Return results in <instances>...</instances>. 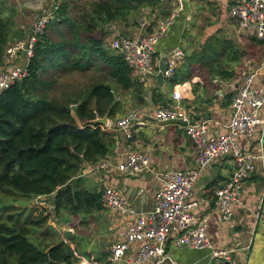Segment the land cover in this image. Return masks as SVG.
Instances as JSON below:
<instances>
[{"label":"trees","instance_id":"16d2710c","mask_svg":"<svg viewBox=\"0 0 264 264\" xmlns=\"http://www.w3.org/2000/svg\"><path fill=\"white\" fill-rule=\"evenodd\" d=\"M84 1L61 0L36 45L29 76L0 95V191L13 195V203L48 196V205L55 207L58 216L62 211L72 217L89 216L104 209L103 191L88 188L81 170L84 163L94 164L103 158L115 138L92 120L106 113L113 118L122 109L116 98L119 87L137 96L144 94V86L134 79L123 56L105 48L111 31L106 26L127 21L142 8L159 3ZM8 2L0 0V65L7 45L21 35L14 28L16 5H10L11 16L4 15ZM249 43L252 49L264 48V39L256 36ZM246 53L233 41L221 42L214 37L192 55L191 61L228 79L234 75L230 64ZM90 69L100 74L89 85L74 90L59 88V80L67 73ZM184 80L176 72L169 83L174 86ZM20 208L13 204V214L0 220V264H75L85 255L78 249V235L48 225L50 214H44L47 209L38 215L32 210L22 219ZM63 233L65 238L60 237ZM108 255L98 259L111 264Z\"/></svg>","mask_w":264,"mask_h":264},{"label":"built area","instance_id":"2783aa9c","mask_svg":"<svg viewBox=\"0 0 264 264\" xmlns=\"http://www.w3.org/2000/svg\"><path fill=\"white\" fill-rule=\"evenodd\" d=\"M186 1L177 0L172 12L166 18L159 19L150 33L133 37L116 35L106 40L105 48L121 54L133 70L134 79L143 86H148L158 74L161 58L157 56V45L183 12ZM60 5L61 0H48L36 16L26 38L11 41L7 45L0 65V95L29 76V65L35 56L36 45ZM229 14L237 22L240 33L264 39V0H236ZM167 56L164 78L169 81L175 76L185 51L178 46ZM257 73L256 70L249 72L233 94L230 103L232 118L225 131L216 132L207 121H197L190 115L183 105L189 90L188 83L175 84L171 93L174 105L160 106L155 110L154 116L160 122H175L183 126L185 134L195 146L196 167L193 170L154 171L150 157L143 151L134 150L127 152L124 160L118 163L106 154L91 165L89 172L94 173L115 168L125 175L136 176L150 171L159 182L154 194V205L149 210H139L122 191L112 186L104 188V206L124 216L127 224L120 238L112 242L109 248L108 260L111 264H165L171 260L167 251L170 241L180 247L209 249L212 257L224 264H248V260L238 255V248L214 246L207 232L208 216L196 214L199 202L194 198V186L201 174L218 158L232 156L234 169L231 176L214 189V194L224 220H228L236 208L244 205L245 180L255 171L258 156L241 147L239 138L245 136L252 140L256 137L257 128L262 127L258 140L264 152V88L254 84ZM212 82L221 89L227 86V81L220 77L213 78ZM147 116L144 108H131L109 125L128 140L133 137L134 127L143 124ZM260 157L264 158V153ZM43 197L46 196H37L35 204L47 206V199ZM260 220H264L263 211H257L256 222ZM256 222L248 230L251 236L255 235ZM251 246L249 244L243 251L247 254Z\"/></svg>","mask_w":264,"mask_h":264},{"label":"crops","instance_id":"0c3cea01","mask_svg":"<svg viewBox=\"0 0 264 264\" xmlns=\"http://www.w3.org/2000/svg\"><path fill=\"white\" fill-rule=\"evenodd\" d=\"M235 2L236 0L184 2L183 12L157 45V56L161 59L178 46L184 49L185 56L177 68L178 74L185 79L182 82L189 84L183 105L195 120L207 121L211 129L216 132L227 129L232 118L231 98L249 72L258 71L254 84L264 88V48H250L249 42L252 36L240 33L237 22L229 14ZM176 5L177 0L163 2L159 0L156 5L142 8L141 13L144 14L142 18L134 14L129 16L127 21H116L110 28L107 25L106 28L111 31L106 40L116 35L133 37L150 33L155 29L158 20L166 18ZM214 37L221 42L231 40L247 51L240 61L230 64L231 69L234 70L231 78L213 75L202 64L191 61L192 55L200 52ZM215 77L226 80L227 86L219 88L212 82ZM174 88L175 85L172 86L166 80L163 86H159L156 75L148 86H144V94L137 96L136 93L130 92L131 102L128 104H137V107L144 108L148 113L145 122L134 127L132 138L128 140L123 138L112 125L102 127L105 132L114 135V145L107 154L115 163L124 160L125 154L134 150L143 151L150 157L154 171L193 170L196 167L195 146L185 134L183 126L175 122L162 123L154 116L158 107L175 104V100L171 97ZM154 94L157 95L156 99H153ZM116 98L120 99L118 96ZM131 108L133 107L121 109L115 117H109L110 122L113 123ZM261 133L262 127L257 128L256 137L252 140L245 136L239 138L240 146L251 150L258 158L255 171L245 180L244 205L236 208L228 220H224L219 213L214 189L230 178L234 169V158L232 156L218 158L201 174L194 186V198L199 202L195 211L200 217L208 216L207 232L214 246L238 248V255L248 260V264H264V220L256 222L257 211L264 212V158L260 157L264 152L258 140ZM91 165L92 163L86 162L82 167L81 176L85 179L94 173L89 172ZM96 175L99 180L93 188L104 191L105 187L112 186L126 195L129 194V199L139 210H149L153 207L154 194L159 182L150 171L128 176L112 168L96 172ZM43 199L48 200V197ZM90 217L86 216L84 220H89L90 224L91 221L95 223L92 227L95 228L96 234L90 236L97 238L98 243L86 250L80 249L85 255L75 264H106L98 258L108 254L112 242L120 238L121 232L127 225L126 218L105 206ZM73 220H77L78 225L70 224L59 229L71 232V228H75L77 235L84 234L81 231L83 220L77 217H73ZM255 222V235L251 236L248 230ZM63 238H65L64 233ZM249 244L252 246L246 254L243 248ZM167 251L171 260L165 264H224L221 260L213 258L209 249L180 247L170 241L167 244Z\"/></svg>","mask_w":264,"mask_h":264},{"label":"rangeland","instance_id":"374dc122","mask_svg":"<svg viewBox=\"0 0 264 264\" xmlns=\"http://www.w3.org/2000/svg\"><path fill=\"white\" fill-rule=\"evenodd\" d=\"M83 1L84 0H77V2L80 4H82ZM10 5L11 6L16 5L17 13H16V15L13 16L14 17L13 18L14 28L17 31H20V34H21L19 37H16L12 41L25 39L26 35H27L29 29L31 28L32 23L34 22L39 11L36 9H32V8L21 9V7L19 6V4L17 3L16 0H9L8 6L5 5L3 8L5 16H11L13 14ZM143 15H144L143 12L138 13V18H142ZM53 34H54L55 38L58 37V34L56 32H53ZM99 74H100L99 72H96L93 69L92 70L90 69L85 73H83V72L67 73L66 75H64L59 80V88L61 90H65V89L66 90H74L76 88L77 89L82 88L84 86L89 85L91 83V81L95 77H97ZM130 92H132V91H126L120 87L118 88L117 96L120 98L118 100L121 103L122 109H124L125 107L136 108L138 106L137 104H132V103H130V105L128 104V102H131L130 101V94H132V93H130ZM73 113L75 114L74 111H73ZM98 117H101V116H98ZM114 122H115V120H114ZM114 122H113V124H114ZM98 180H99V178L96 175V173H93V175H91V177H88L86 179L85 183L88 185V188H93L96 186V182L98 183ZM13 204H15L17 206H21L20 209H23V213L21 215L22 219L28 218L29 214H31L32 210H33V215H38L41 213V211H44L43 209H47L48 211H44V212H46L44 214H50V217L48 220V225H50L56 229H59L60 227L62 228L63 226H68L72 223L74 224L73 226L78 225V221L73 220V217H75V216H73V217L70 216V214L67 211H62L59 216L56 214V212L51 211L50 210L51 204H49V205L47 204L48 206H38L34 203V201L29 202V201L21 200V199L19 200L18 203H13V195L8 196L6 190L0 191V220H6L10 214H13ZM6 206H7V208H5ZM42 207H47V208H42ZM3 208H5V209H3ZM89 217H90V215H89ZM77 218H79L80 220H83L81 222V231L84 233V234L77 236V243L79 245L78 249L79 250L80 249L86 250L88 248H91L92 245H96L98 243L97 238H95V237L92 238L90 236L91 234H93L94 236L96 234V232H94L95 228L92 227L95 223L91 221V224H90L89 220H84L86 218V216L83 214H79ZM69 219L72 221L71 223H70ZM66 228L68 229V227H66ZM71 233L77 235V229L71 228ZM60 237L63 238V236H61V235H60ZM32 241L36 242L34 239H32Z\"/></svg>","mask_w":264,"mask_h":264},{"label":"water","instance_id":"95a60500","mask_svg":"<svg viewBox=\"0 0 264 264\" xmlns=\"http://www.w3.org/2000/svg\"><path fill=\"white\" fill-rule=\"evenodd\" d=\"M16 1L21 7V9L32 8L40 11L42 10V8L44 7L45 3L48 0H16ZM107 27L108 28L112 27V24H109ZM167 64H168V56L166 55L163 56L161 59L159 72L157 74V83L159 86H163L165 83L164 72L167 70ZM92 123L99 124L104 127H108L110 124V118L108 113H106L104 116L96 117L94 120H92ZM125 196L130 198L129 194L128 195L125 194ZM50 210L56 212L54 206H51Z\"/></svg>","mask_w":264,"mask_h":264}]
</instances>
